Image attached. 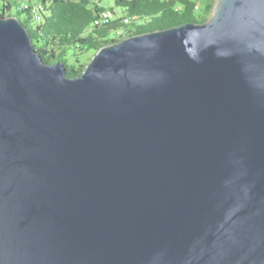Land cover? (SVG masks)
Wrapping results in <instances>:
<instances>
[{
  "label": "water",
  "instance_id": "water-1",
  "mask_svg": "<svg viewBox=\"0 0 264 264\" xmlns=\"http://www.w3.org/2000/svg\"><path fill=\"white\" fill-rule=\"evenodd\" d=\"M0 264H264V0L77 77L0 16Z\"/></svg>",
  "mask_w": 264,
  "mask_h": 264
},
{
  "label": "trees",
  "instance_id": "trees-1",
  "mask_svg": "<svg viewBox=\"0 0 264 264\" xmlns=\"http://www.w3.org/2000/svg\"><path fill=\"white\" fill-rule=\"evenodd\" d=\"M104 2H111L119 10ZM41 3L44 5L41 19H35L28 9L19 10L17 18L27 27L43 60L63 62L71 77L80 76L87 67L80 59L84 53L95 54L129 36L188 22L207 23L216 8L215 0H206L203 15L198 18L195 12L200 5L196 0H42ZM11 7L7 0H0V16L10 17ZM106 8L114 12L113 19L97 25ZM23 13L27 14L24 20L20 18Z\"/></svg>",
  "mask_w": 264,
  "mask_h": 264
},
{
  "label": "rangeland",
  "instance_id": "rangeland-1",
  "mask_svg": "<svg viewBox=\"0 0 264 264\" xmlns=\"http://www.w3.org/2000/svg\"><path fill=\"white\" fill-rule=\"evenodd\" d=\"M12 1H13V7H11V10H10L9 14L11 16L17 17V12L19 11L18 7H20L22 1L21 0H12ZM25 1L29 2V3L32 2V0H25ZM38 1L42 2V0H38ZM196 1L199 2L200 6H199V9L195 12V16L198 17V18H201L202 15H203V12H204L205 5H206V0H196ZM215 1H216V4H217L218 0H215ZM16 2H17V4H16ZM104 4H106V6H109V7L110 6H114L111 2H104ZM114 9L115 10H119V8L116 7V6H114ZM118 14H119V12H118ZM26 15H27L26 13H23L20 18L22 20H24ZM33 17H34V15H33ZM212 18H213V13H211L208 16V22H210L212 20ZM94 55L95 54L93 52L84 53L83 56L80 57L81 63L85 64L86 66H88ZM72 61H74V59H72Z\"/></svg>",
  "mask_w": 264,
  "mask_h": 264
},
{
  "label": "built area",
  "instance_id": "built-area-1",
  "mask_svg": "<svg viewBox=\"0 0 264 264\" xmlns=\"http://www.w3.org/2000/svg\"><path fill=\"white\" fill-rule=\"evenodd\" d=\"M21 5L20 7H18V10H26L28 9L29 11H31L32 15H34L35 19H41L42 13H43V9H44V5L43 3H29L26 2L25 0H21ZM199 8L197 7V10ZM114 17V12L112 11V9L110 8H106L104 11L101 12L100 15V19L96 21V24H106L109 23V19H113ZM119 32H123V31H119ZM124 34V32H123Z\"/></svg>",
  "mask_w": 264,
  "mask_h": 264
},
{
  "label": "crops",
  "instance_id": "crops-1",
  "mask_svg": "<svg viewBox=\"0 0 264 264\" xmlns=\"http://www.w3.org/2000/svg\"><path fill=\"white\" fill-rule=\"evenodd\" d=\"M9 3H11V5H12V7H13V1L12 0H7ZM31 3H41L40 1H38V0H32V2ZM16 4H17V2H16Z\"/></svg>",
  "mask_w": 264,
  "mask_h": 264
}]
</instances>
